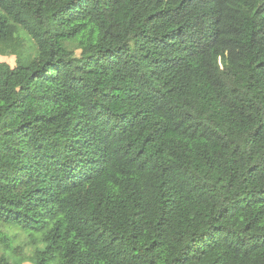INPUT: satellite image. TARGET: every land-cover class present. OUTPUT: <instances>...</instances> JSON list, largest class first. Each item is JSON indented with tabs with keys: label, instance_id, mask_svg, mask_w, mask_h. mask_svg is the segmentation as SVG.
I'll list each match as a JSON object with an SVG mask.
<instances>
[{
	"label": "trees",
	"instance_id": "obj_1",
	"mask_svg": "<svg viewBox=\"0 0 264 264\" xmlns=\"http://www.w3.org/2000/svg\"><path fill=\"white\" fill-rule=\"evenodd\" d=\"M0 55V264H264V0H0Z\"/></svg>",
	"mask_w": 264,
	"mask_h": 264
},
{
	"label": "rangeland",
	"instance_id": "obj_2",
	"mask_svg": "<svg viewBox=\"0 0 264 264\" xmlns=\"http://www.w3.org/2000/svg\"><path fill=\"white\" fill-rule=\"evenodd\" d=\"M0 61L7 62L11 66L15 65V58L12 55H0ZM7 231L9 237L12 239V246L16 247V253L20 256L30 257L34 253L35 244L29 243L30 238L23 232L13 231L12 229L3 228ZM9 253V252H7ZM22 264H32L29 259L23 261Z\"/></svg>",
	"mask_w": 264,
	"mask_h": 264
}]
</instances>
